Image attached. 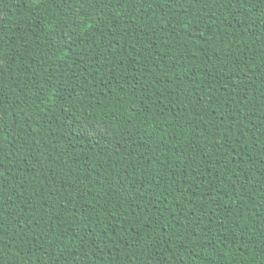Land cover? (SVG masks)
<instances>
[{"label": "trees", "instance_id": "trees-1", "mask_svg": "<svg viewBox=\"0 0 264 264\" xmlns=\"http://www.w3.org/2000/svg\"><path fill=\"white\" fill-rule=\"evenodd\" d=\"M0 264H264V0H0Z\"/></svg>", "mask_w": 264, "mask_h": 264}]
</instances>
